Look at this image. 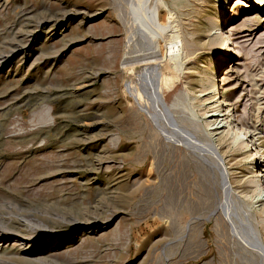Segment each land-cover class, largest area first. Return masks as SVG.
Listing matches in <instances>:
<instances>
[{"label":"rangeland","instance_id":"1","mask_svg":"<svg viewBox=\"0 0 264 264\" xmlns=\"http://www.w3.org/2000/svg\"><path fill=\"white\" fill-rule=\"evenodd\" d=\"M244 2L218 66L220 0H0V264H264L263 201L187 87L212 67L264 150V9Z\"/></svg>","mask_w":264,"mask_h":264},{"label":"bare ground","instance_id":"2","mask_svg":"<svg viewBox=\"0 0 264 264\" xmlns=\"http://www.w3.org/2000/svg\"><path fill=\"white\" fill-rule=\"evenodd\" d=\"M263 1L264 0H245L243 6L244 7H245V5L249 6V8L246 9V10H248V12L246 11L247 12L246 16H248L250 9L252 10L253 8H256V7L257 8L260 7L259 10L264 9ZM220 2H221V5H219L220 8L218 10L219 14L214 15L211 19H207L208 20L207 21L208 27H213V28L215 27V30L213 31V33L209 34V35H211L209 38L210 43L214 47H216L218 50H221L225 53V55L220 56V59L217 62L218 66H221L224 64V62L226 61V56H227L226 54H230V52L232 50L230 46L234 42V39H235L233 37L234 31H237V33L240 34L239 36H237L236 39L248 35V34L244 33L245 31L248 30V28L244 27L242 29H238V28H236V26L233 23L228 25V27H230L229 30L227 29V27L223 26V24L221 23V20H220V15L226 12L227 6H225V5L227 3V0H220ZM234 11L236 12V10H234ZM261 13H262V11H261ZM263 16L264 15H261L259 18L262 19ZM169 19H170V17H169ZM252 19H254V18H252ZM167 26L168 25L165 24L164 27L166 28ZM201 30H205L206 32H209L208 28H205V29L197 28L195 31H201ZM194 34H195V32H194ZM199 39H200V37L198 36L197 42L202 41V39L201 40H199ZM193 45H195V44H193ZM192 48L193 47H190V49H192ZM153 52H155V54L157 53L156 50H153ZM151 54H154V53H151ZM151 57L153 58L154 56H151ZM155 57H156V55H155ZM131 61H133V60H131ZM154 62H157V61H154ZM126 64H127V62H126ZM165 64L166 63H163L161 65V67L158 69L157 73L162 72L163 70H165L167 68V65H165ZM176 66H177L176 63H174V67H176ZM169 70H173V68H169ZM229 70L230 69H228L227 71H229ZM191 73H192L191 70H188L186 72V74H191ZM226 73H228V72H226ZM202 74L203 75L198 79V84L188 83L187 87L189 90H192L193 87L194 88H197V87L201 88L200 91L202 93L200 92V94H198V95L195 94L194 98L197 99V101H198L197 106H202L200 110L198 109L201 114L199 112L198 113L203 118L204 125H205V131L207 133L206 136L210 141L213 140V141L217 142V147L219 148L220 153L223 156H226L225 158H229L228 155H225L226 148L229 147L230 144H234L235 150H236V156H237V158H239V164L242 165L241 170H242V172H244V175H246V176L248 175L246 180H245L246 187L251 188L250 189L251 192L249 191V193H251L253 195V200H255L257 198L256 201H259V202L263 201L261 203V205H264V166L262 165V162L264 161V150H262V147L260 148L256 145H254L255 142H253V137L257 133H255V130L252 132L246 130L242 121L238 120L235 117V115H234L235 111L231 112V110H233L232 104H229L226 101V99L223 98L222 92L220 90V86L218 85V83H216V79H215V75H214V69L209 66L208 68H206L202 71ZM132 75L130 73L131 79L133 78ZM217 81H218V79H217ZM223 81L224 82H223L222 88L226 87L228 84V82H226V77L223 78ZM137 95H138V99H141L140 97L143 95L142 91H138ZM232 122H234V123L232 124ZM171 128H173V127H171ZM171 128H170V130H171ZM171 131H173V130H171ZM177 135H178V133H177ZM228 163L230 164V160H228ZM229 173H230V171L224 175L225 184H226L225 176H228ZM258 175H260L261 178L258 177ZM262 209L263 208L261 207V209H258L259 211L258 210H256V211L261 212ZM262 212H264V211H262ZM257 246H260V245H257ZM261 248H262L261 253L263 255L264 254V248H263L262 244H261Z\"/></svg>","mask_w":264,"mask_h":264}]
</instances>
